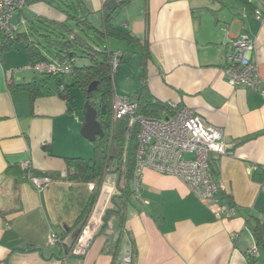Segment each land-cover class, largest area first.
Returning <instances> with one entry per match:
<instances>
[{
  "label": "crops",
  "instance_id": "1",
  "mask_svg": "<svg viewBox=\"0 0 264 264\" xmlns=\"http://www.w3.org/2000/svg\"><path fill=\"white\" fill-rule=\"evenodd\" d=\"M27 2L12 16L23 57L9 54L0 64V264H119L126 254L133 264H264V96L230 85L223 71L236 53L228 42L247 34L256 39L253 60L264 80V0H116L111 8L110 0ZM107 17L130 35L101 34L110 51L123 53L114 93L189 107L220 127L231 148L214 156L216 179L236 214L218 218L178 177L148 169L138 198L107 210L88 256H69L93 192L90 182L73 180L72 160L92 159L95 148L82 135L84 108L72 85L63 89L56 74L28 68L27 41L46 53L40 26L68 36L80 28L95 46L90 26L107 30ZM26 162L53 178L42 193L25 176ZM51 230L63 244L47 245Z\"/></svg>",
  "mask_w": 264,
  "mask_h": 264
},
{
  "label": "built area",
  "instance_id": "2",
  "mask_svg": "<svg viewBox=\"0 0 264 264\" xmlns=\"http://www.w3.org/2000/svg\"><path fill=\"white\" fill-rule=\"evenodd\" d=\"M28 0H0V39L2 35L12 37L18 30V25L12 22L15 11L23 10ZM263 19L260 11L256 12ZM228 35V32H226ZM236 53L230 56V64L223 70L230 85L245 84L264 96V80L253 55L256 50V39L243 34L228 42ZM122 52H115L112 59L113 71L120 66ZM2 58L0 55V64ZM28 68L40 76L50 74H67L69 67L58 61L38 60ZM172 113L156 119L139 114V101L131 96H121L116 93L112 99L113 120L128 118V133L137 130V152L134 176L132 178L133 198H138V191L144 179L145 171L151 169L164 175L178 177L191 192L208 203L218 218H228L236 214L234 206H227L223 196L225 185L216 179L214 172V156H224L230 153L231 145L224 140L223 130L210 124L204 116L189 107L172 104ZM25 176L31 180L39 193H42L52 183L47 175H36L29 162L23 164ZM125 168L122 172L108 173L99 190L85 223L80 228L73 243L67 245L69 256L86 257L91 251L98 232L105 223L107 210L114 205L115 195H121L126 184ZM122 173V174H121ZM114 177L111 191H104L109 177ZM94 191L95 182L89 183ZM224 193V194H223ZM219 194V195H218ZM64 240L55 231L50 232L47 245L63 244ZM260 250L254 245L250 249L253 258L259 256ZM133 255L126 254L119 264H133Z\"/></svg>",
  "mask_w": 264,
  "mask_h": 264
},
{
  "label": "trees",
  "instance_id": "3",
  "mask_svg": "<svg viewBox=\"0 0 264 264\" xmlns=\"http://www.w3.org/2000/svg\"><path fill=\"white\" fill-rule=\"evenodd\" d=\"M104 21L107 30H101L97 27L90 26L94 29V31H92L94 36L91 34L89 35L92 39H99L101 43H104V36L102 35L105 32L106 37L113 34H122L123 37L130 40V35L122 33L120 30H116L112 27L109 17ZM43 23L46 22L43 21ZM40 27L47 30L42 34L45 41L41 46L46 50V53L39 48L40 44L34 41L31 42L30 40L27 41L31 62H36L38 60L49 62L58 61L61 65L69 67L70 71L67 74L57 75L60 82L64 81L65 85H63V89H66L67 84L78 86L83 93L84 102L89 101L91 105L96 108L98 112V121L104 130V137L95 142V156L92 159L86 161L80 158H73L72 160V162H74L73 180L76 179L84 183H96L95 190L88 197L89 201L87 207L78 218V222H81L83 225L98 197L104 178L108 173L122 172L123 167L125 168V187L121 189L122 194L119 197H115L113 202L114 205L121 209L123 205L131 201L133 197L132 178L134 176L138 146L137 130L128 133L127 117L115 121L113 120L112 99L114 95V77L117 72L115 73L113 71L112 59L115 52L110 51L108 48H102L94 40L93 41L96 43L95 46L91 45L90 42H88L89 40L81 34L74 33L68 36L71 33L67 34L61 30L56 32L53 30L55 28L50 29L46 26ZM69 30L72 31V29ZM20 35L18 30L12 37L2 35L0 45L1 58H3V52L5 50L12 49L16 40L22 39ZM78 46H82L83 50L78 52ZM80 58L84 59L82 64L76 62L77 59ZM94 81H98L97 88L89 92V87ZM139 105V114L156 119H161L172 113L170 106L157 100L139 102ZM213 168L217 175L218 170L215 168V165ZM35 174L39 175L40 173L36 172ZM47 174L48 173H45L43 175ZM117 198H119L120 201H117Z\"/></svg>",
  "mask_w": 264,
  "mask_h": 264
},
{
  "label": "water",
  "instance_id": "4",
  "mask_svg": "<svg viewBox=\"0 0 264 264\" xmlns=\"http://www.w3.org/2000/svg\"><path fill=\"white\" fill-rule=\"evenodd\" d=\"M112 4H116V0H110L108 7L111 8ZM98 81H94L90 87L89 92L97 88ZM83 114L85 116V122L82 128V135L91 142H96L98 139L104 137V130L100 122L98 121V112L89 101H86L83 106ZM80 229L77 231V235ZM76 235V237H77Z\"/></svg>",
  "mask_w": 264,
  "mask_h": 264
},
{
  "label": "rangeland",
  "instance_id": "5",
  "mask_svg": "<svg viewBox=\"0 0 264 264\" xmlns=\"http://www.w3.org/2000/svg\"><path fill=\"white\" fill-rule=\"evenodd\" d=\"M78 30H80V34L82 35V36H84V33H83V31H81L82 29H80V28H78ZM38 38L41 40V41H43V37H40V36H38ZM110 39H113V38H110ZM94 40V39H93ZM92 41V40H91ZM90 41V44L91 45H93L92 44V42ZM94 41H96V43H98V45L99 46H101L102 48H107V44L105 43L106 42V38H104V43H101V41L98 39V40H94ZM114 41H116V42H118L119 40H114ZM0 45H1V39H0ZM23 45H22V42H21V40L19 39V40H16L15 42H14V44H13V47H12V49H7V50H5L4 52H3V58L6 56H9V54H13L15 57H17L18 58V55H21V57H23L22 56V51L21 50H23V47H22ZM94 46V45H93ZM81 54H83L82 52H80ZM84 62V60L83 59H81L80 58V60L78 61V64H82ZM24 66V65H23ZM21 67V66H20ZM119 82V81H118ZM114 86H115V79H114ZM71 88H72V90L74 91V95H75V97H76V100H78L79 101V104L83 107L84 106V104H85V102H84V97H83V93H82V91H81V89L78 87V86H71ZM120 90V89H119ZM117 94H119V91L117 90ZM83 112V111H82ZM90 143L91 144H93L94 145V148H95V142H91L90 141ZM95 156V154H93V156L92 157H94ZM88 160L90 159L89 158V156H88V158H87Z\"/></svg>",
  "mask_w": 264,
  "mask_h": 264
},
{
  "label": "flooded vegetation",
  "instance_id": "6",
  "mask_svg": "<svg viewBox=\"0 0 264 264\" xmlns=\"http://www.w3.org/2000/svg\"><path fill=\"white\" fill-rule=\"evenodd\" d=\"M78 236V235H77ZM76 239V238H75Z\"/></svg>",
  "mask_w": 264,
  "mask_h": 264
}]
</instances>
